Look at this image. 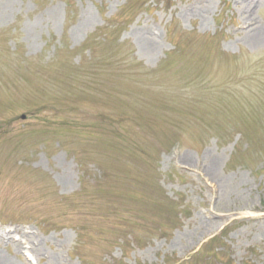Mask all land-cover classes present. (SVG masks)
<instances>
[{
	"label": "rangeland",
	"instance_id": "obj_1",
	"mask_svg": "<svg viewBox=\"0 0 264 264\" xmlns=\"http://www.w3.org/2000/svg\"><path fill=\"white\" fill-rule=\"evenodd\" d=\"M2 262L264 264V0H0Z\"/></svg>",
	"mask_w": 264,
	"mask_h": 264
},
{
	"label": "bare ground",
	"instance_id": "obj_2",
	"mask_svg": "<svg viewBox=\"0 0 264 264\" xmlns=\"http://www.w3.org/2000/svg\"><path fill=\"white\" fill-rule=\"evenodd\" d=\"M1 264H9V263H6V262H2Z\"/></svg>",
	"mask_w": 264,
	"mask_h": 264
},
{
	"label": "trees",
	"instance_id": "obj_3",
	"mask_svg": "<svg viewBox=\"0 0 264 264\" xmlns=\"http://www.w3.org/2000/svg\"><path fill=\"white\" fill-rule=\"evenodd\" d=\"M71 7V6H70Z\"/></svg>",
	"mask_w": 264,
	"mask_h": 264
}]
</instances>
